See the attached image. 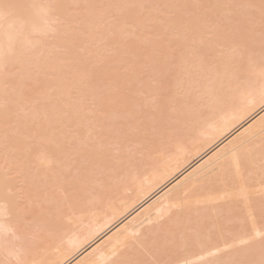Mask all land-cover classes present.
I'll use <instances>...</instances> for the list:
<instances>
[{
	"label": "bare ground",
	"instance_id": "obj_1",
	"mask_svg": "<svg viewBox=\"0 0 264 264\" xmlns=\"http://www.w3.org/2000/svg\"><path fill=\"white\" fill-rule=\"evenodd\" d=\"M3 85L0 264L264 261V0H0Z\"/></svg>",
	"mask_w": 264,
	"mask_h": 264
},
{
	"label": "rangeland",
	"instance_id": "obj_2",
	"mask_svg": "<svg viewBox=\"0 0 264 264\" xmlns=\"http://www.w3.org/2000/svg\"><path fill=\"white\" fill-rule=\"evenodd\" d=\"M35 1H37V0H35ZM40 1H41V0H40ZM43 1L45 2V0H42V2H43ZM38 2H39V0H38ZM109 20H111V22H112V19H109ZM109 20H107V21H106L105 23H103V24H100L99 27H101V28H106V26H109V25L111 24ZM57 22H59V23L61 22V23H62V21H59V20H58ZM63 22H64L63 24H61V25L59 24V25H58V28L62 27V25H63L62 28L70 27V26L75 27V26L77 25V24L74 25V24H75L74 22H72L71 24H68V25L66 24V25H65V21H63ZM51 24H53V22H52ZM56 24H57V23H55V25H56ZM53 25H54V24H53ZM73 25H74V26H73ZM104 25H105V26H104ZM102 26H103V27H102ZM56 27H57V26H56ZM97 27H98V26H97ZM97 27H96V25H95V28H97ZM62 28H61V29H62ZM75 28H77V26H76ZM95 30H96V29H95ZM148 32H149V30H148ZM150 32H151V31H150ZM132 33H133V30L127 32V34H130V35H129L130 37L133 36L134 33H133V34H132ZM127 34H125L124 36H125V38H128V40H129L130 37H129V36H126ZM154 34H155V33H153V32L149 33L148 35L145 36V39H146V40H143V41L141 40V42H140V39H139V38L134 39V40H135V43H136V42H137V43L140 42V43H138V44L136 43L137 45L134 43V44L136 45L135 47L137 48L138 46H140V47H141V48L139 47V48H140V52H141V53H144V52L147 53V52L149 51V48H152L151 45L154 46V44H155V41H154V42H153V41L150 42L151 40H149V39H153V38H150V37H152V36L154 37ZM138 35H139V34H138ZM141 35H142V34H141ZM36 37H37V36H36ZM36 37H34L35 40H36ZM96 37H99V36H96ZM49 38H50V36H49ZM49 38H48V40H50L52 37H51L50 39H49ZM131 38H132V37H131ZM38 39H39V38H38ZM38 39H37V41H38ZM138 39H139V40H138ZM147 39H148L149 41H147ZM51 40H52L51 42H53V38H52ZM137 40H138V41H137ZM144 41H145V43H144ZM38 42H39V41H38ZM46 42H47V41H46ZM49 42H50V41H49ZM131 42H134V41H131ZM47 43H48V42H47ZM47 43H45V44H47ZM98 43H99V42H97V44H98ZM146 43H147V44H148V43H149V44L151 43V44H150V46H147ZM49 44H50V43H49ZM49 44H48V45H49ZM99 44H101V42H100ZM145 44H146V45H145ZM48 45H47V46L44 45V46H45V47H48ZM91 45H92V44H91ZM142 45H143V46H142ZM93 46H94V47L96 46V48H97V45H93ZM209 46H210V45H209ZM50 47H51V46H50ZM50 47H49V48H50ZM98 47H100V45H98ZM146 47H147V49H146ZM49 48H48V49H49ZM52 48H54L55 52H56L57 50L60 51V49L55 48V46H54L53 44H52ZM52 48H51V50H49V51H54ZM136 48H135V49H136ZM143 48H145L146 50L144 49V51H143ZM48 49H47V50H48ZM56 49H57V50H56ZM96 50H97V49H96ZM137 50H139V49H137ZM59 51H57V52H59ZM80 51H83V52H84L83 49L80 50ZM105 52H106V53L108 52V53H107V54H108V55H107V58H108V59L106 58L105 61H103V62H101V63L106 64V63H107L106 60H108V62H109V60L114 61L115 57H114V58L112 57L113 52H112L111 50H108V51H105ZM109 52H112V53H111L112 55H111ZM109 54L111 55V57H110L111 59L108 57V56H110ZM113 56H114V55H113ZM103 59H104V58H103ZM110 62H111V61H110ZM107 64H108V63H107ZM12 74L15 76V73H12ZM143 74H144V75L140 77V79L142 78L141 80H144L145 78H147V77H145V75L148 76V75L151 74V73L149 72L148 74H146V73H143ZM20 75L22 76V74H18L17 76H20ZM21 76H20V77H21ZM41 76L43 77V75H41ZM41 76H38V77H41ZM152 77H153V76H148V78H151V79H152ZM153 79H154V78H153ZM150 81H151L150 79L147 80V82H149V83H150ZM152 82H153V80H152L151 83L148 84V85H151V86H152V85H155V82H154V83H152ZM138 84L140 85V87L143 86V83H138ZM2 87H3V89L0 88V89H2V90H0V93H2V94H3V91H6V92H10V91H12V90H9V89H8V88H9L8 85H3ZM138 87H139V86L137 85V88H138ZM5 88H7L8 90H7V89L5 90ZM139 96H140V95H139ZM0 97H1V95H0ZM159 98H160V97H159ZM159 98H158V99H159ZM162 99H163V98H161V100H162ZM0 100H1V99H0ZM4 100H5V99H3V97H2V101L0 102V104L2 105V102H5V103L8 105L7 101H6V100L4 101ZM152 101H155V99L152 100ZM156 102H158V101L156 100L155 102H152V103H151V100H148V101H147V104H148L147 108L150 107V109H152L151 107H152ZM12 104H13V103H12ZM14 104H15V103H14ZM36 104H37V103H36ZM150 104H151V105H150ZM1 105H0V109H1V108L4 109V108H5V106L3 107L4 104L2 105V107H1ZM10 105H11V103H10ZM10 105H9V106H10ZM48 105H49V104H48ZM149 105H150V106H149ZM11 106H12L11 109H12L13 111H14V108L17 107V106H15V107L13 108L14 105H11ZM154 106H155V105H154ZM29 108H30V111H31V112H26V110L29 111V110H28ZM29 108L26 109V107H24V108L21 107V108H20V112H21V113L18 112L19 110L15 109L16 112L14 111L13 114H16V116L19 115V117L17 116L18 118H26V117L28 118V117L32 114V110L34 111V113H36L35 108H33V107H29ZM32 108H33V109H32ZM23 109H24V110H23ZM153 109H155V107H154ZM1 110H2V109H1ZM1 110H0V113H1ZM41 110H42V109H41ZM149 111H153V112H155V110H149ZM25 112H26V113H25ZM18 113H20V114H18ZM24 113H25V114H24ZM28 113H29V114H28ZM26 114H27V116L24 117L23 115H26ZM32 115H33V114H32ZM35 115H36V114H35ZM40 115H41V114H39V116H40ZM42 115H43V114H42ZM22 116H23V117H22ZM31 117H32V116H31ZM43 117H44V118H43ZM43 117H41V118H42V119H41V118L38 117V115H37V117H35V118H38L40 121H41V120H42V121H43V120L45 121V118H46L45 115H43ZM36 120H37V119H36ZM86 120L88 121V119H86ZM44 121H43V122H44ZM88 122H90V121H88ZM13 126H14V127H13ZM13 126L11 127V129L15 128V125H13ZM139 126H140V125H139ZM94 132H96V131H94ZM94 132H93V133H94ZM13 133H15V131H13ZM88 136H89V134H87V135L85 136V139H86L87 141H85V139L83 140V142L80 141V144L78 143V144H79L78 146H76V145L73 146V145H72V144H75V143L78 142V141L75 142L76 139H73V140L71 141V143H69L68 145L71 144L70 147L73 146V147L76 148V149H77L78 147H80L81 145H82L81 147H83V145H86V144L88 145V144L91 142V139H90V138H89V140L87 139ZM89 137H90V136H89ZM77 140H78V139H77ZM88 141H90V142L87 143ZM81 142H82V143H81ZM83 143H85V144H83ZM85 147H86V146H85ZM69 171H70V173H72V174H76V173H75L76 171L73 172V169H72V172H71V170H69ZM68 173H69V172H68ZM72 174H71V175H72Z\"/></svg>",
	"mask_w": 264,
	"mask_h": 264
},
{
	"label": "snow or ice",
	"instance_id": "obj_3",
	"mask_svg": "<svg viewBox=\"0 0 264 264\" xmlns=\"http://www.w3.org/2000/svg\"><path fill=\"white\" fill-rule=\"evenodd\" d=\"M261 264H264V261H261Z\"/></svg>",
	"mask_w": 264,
	"mask_h": 264
}]
</instances>
